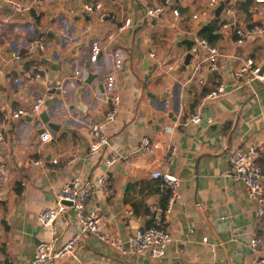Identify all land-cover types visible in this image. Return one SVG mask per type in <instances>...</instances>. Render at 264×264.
Masks as SVG:
<instances>
[{"label":"crops","instance_id":"1","mask_svg":"<svg viewBox=\"0 0 264 264\" xmlns=\"http://www.w3.org/2000/svg\"><path fill=\"white\" fill-rule=\"evenodd\" d=\"M18 1L34 7L17 19L0 0V129L5 135L0 159L7 166L6 184L0 191V264H24L42 239L54 237L57 245L68 241L79 227L75 211L68 208L52 227L41 224L40 212L56 204L57 193L68 179L87 178L97 187L103 174L110 175L114 193L104 197L96 191L88 207L101 205L110 241L84 233L77 256L57 264H264L259 261L264 258V242L259 254L249 246L256 231L264 240V225L254 220L256 204L241 181L226 175L232 150L264 141V86L239 88L234 76L243 58L254 57L264 65V32L236 46L234 33L221 25L222 37L216 43L223 53L219 70L212 72L205 62L198 76L193 74L194 67L206 51L201 48L192 53L187 65L188 44L205 24L226 16L223 11L218 17V5H210V0H173L179 16L169 7L157 19L145 17V5L160 0H102L113 14L106 21L97 13L81 18L82 3L97 0ZM225 1L226 7L235 5L233 18L240 26L249 27L255 20L264 25V4L252 5V16H248L236 8L242 0ZM126 17L134 25L121 31L119 26ZM41 37H45V48L28 53V46ZM75 38L86 40V47L72 56L63 41L70 47ZM18 52L28 53L23 61L7 60L9 53ZM90 59L89 70L99 73L95 83H102L103 89L83 93L85 106L80 110L71 105L88 75ZM61 61L64 68L54 72L55 86L51 77L46 83L34 79L36 63L51 74ZM8 63L11 66L5 69ZM203 77L205 82L200 83ZM221 82L228 94L214 99L204 96L196 107L191 106L204 87L212 90ZM46 91H53L54 97L46 100L32 120L25 116L2 126L5 112L30 106ZM164 93L165 98L161 97ZM106 94H119L121 102L116 118L105 123L110 146L94 155L89 152V126L105 122L104 115L113 106ZM196 112L201 113L200 123L168 129ZM49 122L58 128L50 127ZM44 130L51 132L50 140L41 138ZM145 135L162 145L154 154L139 147ZM169 140L177 144L178 152L164 170L181 178L182 193L171 213L173 241L163 257L124 252L134 230L151 224L152 204L166 196L151 178V171ZM74 151L76 160L66 165ZM111 153L119 160L107 166L105 159ZM54 158L61 164L56 170L33 163V159L50 162Z\"/></svg>","mask_w":264,"mask_h":264},{"label":"built area","instance_id":"2","mask_svg":"<svg viewBox=\"0 0 264 264\" xmlns=\"http://www.w3.org/2000/svg\"><path fill=\"white\" fill-rule=\"evenodd\" d=\"M8 4L12 11L26 12L30 11L34 4L24 3L18 0H2ZM39 4L42 1H37ZM220 0H210V5H219ZM256 4H264V0H255ZM172 7L173 13L179 16V9L174 6L173 0H160L154 3H147L145 5V17L150 19L159 18L167 8ZM81 18L86 20L87 16L92 13L99 14L102 21H106L113 17V14L108 9H105L102 0L84 1L81 5ZM226 16L222 20V27L231 30L234 33V43L236 46H242L246 39L252 35H259L264 32V25L260 23H253L249 27L240 26L234 16L235 5L228 4L224 8ZM39 16V12L36 13ZM197 17V15H194ZM134 25L131 17H126L123 23L119 26V30L123 31L128 27ZM37 47L45 48V37H41L35 43L28 46V53H32ZM203 48L206 51L205 58L197 62L194 67L193 74L200 75L205 62L208 63L212 72L219 70L220 58L223 53L220 47L201 35H196L193 39V44L190 48L191 53H199ZM26 52V54H28ZM25 52H18L13 55V59L18 62L23 61ZM155 54L152 53V56ZM23 65V62H22ZM34 79L40 82H47L50 79V72L41 64H35L33 67ZM80 74V71H77ZM238 87H249L255 89L259 86H264V69L263 65L258 63L254 57H247L242 59V63L234 73ZM200 83L205 82V77L199 79ZM55 86V85H54ZM62 91H65L62 85L59 86ZM228 94L226 91V84L221 82L214 89L205 95V99H214ZM107 98L112 100V108L104 115V121H96L90 124L91 141L89 143V152L94 155H99L102 151L110 146L111 139L108 134L105 123L113 121L116 118L118 106L121 102L119 94H106ZM54 97L53 91H46L45 93L36 97L33 103L28 107H20L18 109L5 112L2 117V126L12 120H17L25 116H35L42 108L46 100ZM202 121L201 113L196 112L184 119L175 122L174 125L169 126L168 129L174 127L187 126L190 123H200ZM43 140H50L52 134L49 130H44L40 134ZM5 139L3 128L0 129V149L1 144ZM160 142L152 140L149 135L143 136L139 141V147L148 154H154L157 149L161 147ZM166 151L161 158H157L155 166L151 171V178L159 182V187L166 194V199L157 200L152 204L153 214L151 224L149 226H140L127 239V249L124 252L131 251L139 254L149 253L153 257H163L167 254V249L173 241L171 213L174 205L181 198V178L171 172L164 170V165L170 163L175 158L178 152V146L173 140L165 143ZM78 153L74 151L71 159L66 165L76 160ZM119 160L116 153H111L106 157L105 163L107 166H112ZM264 141H255L239 148L232 150L229 154L230 170L226 173L227 177L241 181L248 192V196L256 204L254 220L257 225H264ZM35 165L42 166L45 170L51 171L61 167L58 158L52 159L50 162H45L41 159H33ZM7 179V166L3 160L0 159V191L4 188ZM98 185L95 187L92 180L75 176L68 179L57 193L56 204L54 206L44 208L39 215L40 222L45 227H52L57 218L64 213L68 208H72L77 217L78 230L71 236V238L61 245H57L54 237H49L40 240L36 245L34 256L24 264H57L59 261L68 257L77 256V250L84 233H92L102 241L109 242V233L103 226L104 215L100 204H96L89 208V203L96 191H100L104 197H111L114 193L112 188V181L109 174H103L98 177ZM194 229H190L193 233ZM203 241H208V237H204ZM185 242V241H183ZM264 240L256 231L249 239V246L252 251L259 254ZM180 251H184L181 246ZM264 263V258L259 259ZM81 264H97L94 261H85Z\"/></svg>","mask_w":264,"mask_h":264},{"label":"water","instance_id":"3","mask_svg":"<svg viewBox=\"0 0 264 264\" xmlns=\"http://www.w3.org/2000/svg\"><path fill=\"white\" fill-rule=\"evenodd\" d=\"M226 3L227 1L225 0H221L218 7L216 8V15L218 17H220V15L222 14V12L224 11V8L226 7ZM25 15L23 12L21 11H13V14H12V18H23ZM63 46L65 48H67L68 52L70 53V55L72 56H76L79 54V49L82 48V47H86V40H81L80 38H75L73 39V43L70 47L69 46V43L67 40H64L63 41ZM102 53V51H101ZM192 57V53H189L187 56H186V60L185 62L187 63V65L190 64V59ZM13 58V55L12 53H9L8 56H7V60H11ZM63 62L64 61H61L59 67H56L54 68L52 71H51V74H50V77H51V81H53V85H56V81L54 80V72L57 70V69H63L64 68V65H63ZM90 61H88L86 63V71H87V77L85 79V82L82 86L78 87L76 89V93L74 95V99H73V102H72V105L71 107H76L78 109H83V107L85 106V103L83 101V97H82V94L83 93H86V95H88L89 93L93 92V88L95 89L96 87L98 89H103V84L102 83H98V86H96V83L95 81L97 80L98 76H99V73H93L92 71L89 70V67H90ZM5 69L9 68L11 66V63H8L7 65H5ZM192 68V66H191ZM263 69H264V65H263ZM105 79H108L107 77H105ZM170 90L167 89V92H169ZM161 97H166V93L162 94ZM41 117L43 118L44 121H48L46 120V116L45 114L41 115ZM27 118L29 120H32L34 117L33 116H27ZM38 118V117H37ZM49 126L52 127V128H58L56 126L58 125H54V123L52 122H49Z\"/></svg>","mask_w":264,"mask_h":264},{"label":"trees","instance_id":"4","mask_svg":"<svg viewBox=\"0 0 264 264\" xmlns=\"http://www.w3.org/2000/svg\"><path fill=\"white\" fill-rule=\"evenodd\" d=\"M255 4V0H242L238 3H236V8L242 10L244 13H246L248 16H252V5ZM32 13L35 15L36 12L32 11ZM256 22H260V21H253V23ZM222 25V21L220 18H215L214 20H212L210 23L205 24L199 31V34L203 37H206L210 43L212 44H216L222 37V34L220 32V26ZM193 42H190L188 44L189 49L191 48ZM29 64V62L27 63V65ZM211 91L210 88H203L201 90V92L197 95L195 101L193 102V104L191 105L192 107H196L201 99L209 92ZM188 116V115H186ZM157 181V180H156ZM157 187L159 188V182L157 181ZM166 199L163 198V201Z\"/></svg>","mask_w":264,"mask_h":264}]
</instances>
